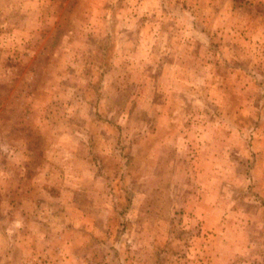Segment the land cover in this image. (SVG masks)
<instances>
[{"label": "rangeland", "instance_id": "374dc122", "mask_svg": "<svg viewBox=\"0 0 264 264\" xmlns=\"http://www.w3.org/2000/svg\"><path fill=\"white\" fill-rule=\"evenodd\" d=\"M0 264H264V0H0Z\"/></svg>", "mask_w": 264, "mask_h": 264}]
</instances>
